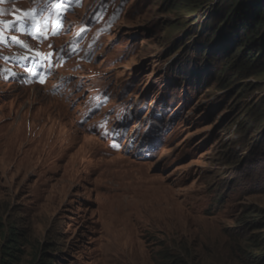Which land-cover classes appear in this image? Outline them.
I'll return each mask as SVG.
<instances>
[{
  "label": "rangeland",
  "instance_id": "374dc122",
  "mask_svg": "<svg viewBox=\"0 0 264 264\" xmlns=\"http://www.w3.org/2000/svg\"><path fill=\"white\" fill-rule=\"evenodd\" d=\"M95 2L84 0L68 20ZM123 2L91 61L55 74L71 89L85 85L76 99L51 95L52 80L0 79V264H176L183 252L188 264H249L247 253L264 251V128L242 123L264 109V73L238 79L226 70L222 49H211L220 38L204 35L218 22L209 7ZM89 85L109 93L93 120L131 114V145L155 115L153 157L111 150L80 122ZM247 215L253 224L242 223Z\"/></svg>",
  "mask_w": 264,
  "mask_h": 264
},
{
  "label": "trees",
  "instance_id": "16d2710c",
  "mask_svg": "<svg viewBox=\"0 0 264 264\" xmlns=\"http://www.w3.org/2000/svg\"><path fill=\"white\" fill-rule=\"evenodd\" d=\"M192 1L190 3L189 0H171L172 5L176 6L177 9H189V7L195 6L197 8L202 6L209 7V11L213 13L211 19H216L218 22L210 28L209 25H205L204 35L207 41L208 39L211 41L217 36L220 38L218 42L222 45L217 44L215 48V43L213 42L211 49H214V51L215 49H222L223 64H228L226 70H230L233 77H237L238 79L264 73V0ZM197 26L198 24H196ZM190 30H193V26ZM192 33L195 34V31H192ZM202 46L200 45V47ZM207 52L208 49L205 48L203 54L207 55ZM246 115L249 118L250 116L252 117L251 119L243 121L242 124H244V127L249 128L250 131H253L256 128L255 126H258V129L264 128V109L261 113L252 114V111H250ZM262 141L264 144V137ZM249 218H251L250 215L245 216L242 223L247 225L253 224V218ZM4 228L7 241L11 243L18 242L15 233H9L8 229L6 227ZM10 236L12 237L10 238ZM245 240L255 242L257 239H250L249 236ZM4 247V254L6 256L12 259L17 258L12 253V251L17 250L13 245H6ZM185 253L183 252V254L181 253L178 257L174 258L176 264H188L185 262ZM245 258L249 264H264V251L258 255L255 253H247ZM6 264H10V261H7ZM38 264L54 263L53 261L49 262L41 259Z\"/></svg>",
  "mask_w": 264,
  "mask_h": 264
},
{
  "label": "clouds",
  "instance_id": "9594fccd",
  "mask_svg": "<svg viewBox=\"0 0 264 264\" xmlns=\"http://www.w3.org/2000/svg\"><path fill=\"white\" fill-rule=\"evenodd\" d=\"M148 120H151L152 122L151 123H156L157 122V118H155L154 116L153 117H151V118H149V119H146L145 120V123H144V125L142 126V127H137L136 128V131H138V130H141L142 128L143 129H146V125H147V121ZM150 128V127H149ZM134 131V130H133ZM160 143V142H159ZM125 149V148H124ZM124 151H126V150H124ZM156 153V151L153 153V155L151 156V157H153L154 156V154ZM133 156V155H132ZM151 157H149V158H151ZM149 158H147V159H149ZM145 160V159H144Z\"/></svg>",
  "mask_w": 264,
  "mask_h": 264
},
{
  "label": "bare ground",
  "instance_id": "6f19581e",
  "mask_svg": "<svg viewBox=\"0 0 264 264\" xmlns=\"http://www.w3.org/2000/svg\"><path fill=\"white\" fill-rule=\"evenodd\" d=\"M82 3V2H81Z\"/></svg>",
  "mask_w": 264,
  "mask_h": 264
}]
</instances>
